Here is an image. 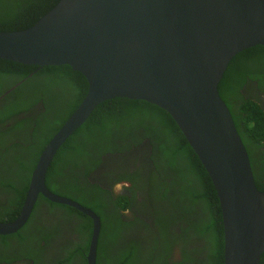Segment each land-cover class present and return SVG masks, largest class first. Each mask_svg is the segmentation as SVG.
<instances>
[{
    "label": "trees",
    "instance_id": "1",
    "mask_svg": "<svg viewBox=\"0 0 264 264\" xmlns=\"http://www.w3.org/2000/svg\"><path fill=\"white\" fill-rule=\"evenodd\" d=\"M58 1L0 0V30L29 27ZM87 87L85 76L67 63L39 66L0 58V221L19 214L41 151ZM218 92L245 144L256 187L264 190V45L230 59ZM143 143L147 158L137 165ZM108 182L143 186L152 222L134 211L127 216L135 195L114 193ZM45 184L100 217L96 264H224L214 185L175 120L157 104L125 96L99 102L57 149ZM91 233L90 216L39 193L28 219L9 233V251L0 252V264L18 259L42 264L43 248L72 235L74 247L58 262L87 264Z\"/></svg>",
    "mask_w": 264,
    "mask_h": 264
},
{
    "label": "water",
    "instance_id": "2",
    "mask_svg": "<svg viewBox=\"0 0 264 264\" xmlns=\"http://www.w3.org/2000/svg\"><path fill=\"white\" fill-rule=\"evenodd\" d=\"M255 44L264 45V0H59L31 26L0 30V58L67 63L88 83L41 151L19 214L0 221V234L17 231L41 193L91 217L86 261L96 264L100 217L48 189L45 174L99 102L125 96L167 110L208 172L220 203L224 264H260L264 190L256 187L247 149L218 92L230 59Z\"/></svg>",
    "mask_w": 264,
    "mask_h": 264
},
{
    "label": "flooded vegetation",
    "instance_id": "3",
    "mask_svg": "<svg viewBox=\"0 0 264 264\" xmlns=\"http://www.w3.org/2000/svg\"><path fill=\"white\" fill-rule=\"evenodd\" d=\"M7 124H9V123H7ZM143 147H146V144L143 143L142 145H140L141 151L140 152L138 151L135 154V155L139 154V157H140V159H138L137 162H136L137 165H144L143 164V162H144L143 159H144L146 153L143 151V149H144ZM135 155H132V156H135ZM108 163L111 164V159L109 160ZM115 185H113V187H111V186H109V182H108V187L110 189L113 188V192L114 193H124V194H127L128 196L135 195L134 202L130 206V209L129 210L127 209L126 213H129L131 211H135L136 213L140 214L139 216L141 218H144L149 223H151L152 222V217L150 216L149 210L147 209V206L145 205V202H144V199L146 198V194H147L146 189L143 186H141V185H139V188H135V189L128 188L127 189V188H124V186H127V185H124L123 182H119V184L117 186L120 188V190L116 191L115 190L116 189ZM128 186H129V184H128ZM39 219H40V216H39ZM2 222H6V221H2ZM0 238H1L0 239V252H3V253L6 254L7 251H9V233L1 235ZM3 238L8 240V242H2ZM62 238H64V237H60L56 241V243L54 244L53 247H51V248H43L42 252L40 253V258H41V255L43 253H46L45 256L48 255V257L50 259L49 260V264H68L67 262L59 263L58 261H59V259H61L62 257H64L66 255L65 247L71 246L72 243L77 240V238H76V235L73 236V239H72L71 242L66 241V239L62 241L61 240ZM64 243H65V245H64ZM58 245H59V247L56 248L55 246H58ZM32 247L35 249V246H32ZM26 260L29 262V264H33L31 259H23L21 261H20V259H18L15 262V264H19V263L22 264ZM3 263L4 264H9V262H6V261H3Z\"/></svg>",
    "mask_w": 264,
    "mask_h": 264
},
{
    "label": "rangeland",
    "instance_id": "4",
    "mask_svg": "<svg viewBox=\"0 0 264 264\" xmlns=\"http://www.w3.org/2000/svg\"><path fill=\"white\" fill-rule=\"evenodd\" d=\"M146 158H147V153L145 154L144 159H146ZM118 184H119V183H117V184L115 185V188H116L115 190H116V191H119V190H120V188L117 186ZM116 186H117V187H116ZM130 214H131L130 212H129V213H126L127 216H130ZM134 214L137 215V216L140 215V214L136 213L135 211H134ZM67 235H70V234H67ZM66 239L68 240V242H71L72 239H73V235H72V237H70V238L67 237ZM64 245H65V243H64ZM72 247H74V246L71 245V246H69V247H65V252L68 253V251L71 250ZM45 254H46V253H43V254L41 255V258H40L41 263H42V264H49V260H50V259H49L48 255L45 256ZM19 264H20V263H19ZM22 264H29V262L26 260V261H24V263H22Z\"/></svg>",
    "mask_w": 264,
    "mask_h": 264
},
{
    "label": "clouds",
    "instance_id": "5",
    "mask_svg": "<svg viewBox=\"0 0 264 264\" xmlns=\"http://www.w3.org/2000/svg\"><path fill=\"white\" fill-rule=\"evenodd\" d=\"M117 182H115L113 185H115ZM119 183V182H118ZM113 185H112V187H113ZM113 189V188H112ZM81 204V203H80ZM83 205V204H82ZM84 206H86V205H84ZM86 207H88V206H86ZM90 208V207H89ZM81 211V210H80ZM87 215V214H86Z\"/></svg>",
    "mask_w": 264,
    "mask_h": 264
}]
</instances>
